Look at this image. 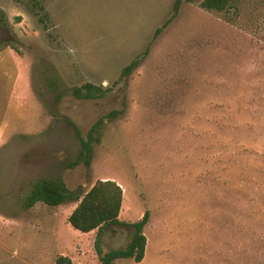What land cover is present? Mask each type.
Returning a JSON list of instances; mask_svg holds the SVG:
<instances>
[{"label":"rangeland","instance_id":"rangeland-1","mask_svg":"<svg viewBox=\"0 0 264 264\" xmlns=\"http://www.w3.org/2000/svg\"><path fill=\"white\" fill-rule=\"evenodd\" d=\"M173 2L43 0L48 34L27 0H0V264H100L97 230L67 220L75 202L23 207L39 178L122 187L127 224L103 229V252L125 248L149 212L143 261L114 264H264V0L222 12L184 1L154 38ZM85 82L105 96L69 94ZM112 110L90 166H71L80 142L65 119L85 135Z\"/></svg>","mask_w":264,"mask_h":264},{"label":"trees","instance_id":"trees-1","mask_svg":"<svg viewBox=\"0 0 264 264\" xmlns=\"http://www.w3.org/2000/svg\"><path fill=\"white\" fill-rule=\"evenodd\" d=\"M21 1V0H18ZM194 2L196 0H174L171 16L163 23L162 27L156 29L154 38L176 18L183 2ZM237 0H200V7L207 11H225ZM29 9L44 29L49 33V14L46 11L43 0H27ZM149 46L126 66L122 68L120 78L128 77L148 55ZM47 84L52 92L55 93L57 102L61 101L67 92L61 87L58 77L47 76ZM108 89H104L101 85L91 82H85L80 86H75L69 93L72 97L80 100H95L103 98ZM121 114L119 110H112L104 117L97 119L89 128L85 135L76 124L65 119L66 122L73 126L75 134L80 142V150L78 156L71 166L83 165L89 167L93 158L94 145L100 144L102 139V130L105 122L116 119ZM42 202L48 206H59L67 202H75L76 206L68 216L69 224L76 230L89 233L97 230V238L95 240V250L98 254L100 264H114L118 259L132 258L135 262L140 263L146 253L147 238L144 234V226L148 222L149 212L145 211L143 217L131 224L134 227V234L125 248L112 249L103 252L100 245V234L103 229L110 225H124L119 215L123 203L122 187L111 179L97 180L88 190L81 187L71 190L65 182L60 179L39 178L31 186L26 196L23 207L29 209L36 203ZM55 264H72L70 258L66 256H58Z\"/></svg>","mask_w":264,"mask_h":264},{"label":"crops","instance_id":"crops-1","mask_svg":"<svg viewBox=\"0 0 264 264\" xmlns=\"http://www.w3.org/2000/svg\"><path fill=\"white\" fill-rule=\"evenodd\" d=\"M72 211H70L67 215H66V217L68 218V216L70 215V213H71ZM119 218H120V216H119ZM146 253H147V246H146ZM146 253H145V255H146ZM145 258V257H144ZM143 261V260H142ZM141 261V262H142Z\"/></svg>","mask_w":264,"mask_h":264}]
</instances>
